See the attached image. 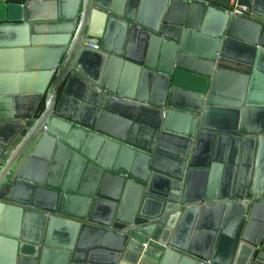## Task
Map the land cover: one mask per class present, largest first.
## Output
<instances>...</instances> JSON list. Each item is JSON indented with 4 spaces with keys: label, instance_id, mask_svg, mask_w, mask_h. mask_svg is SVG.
I'll return each mask as SVG.
<instances>
[{
    "label": "water",
    "instance_id": "water-1",
    "mask_svg": "<svg viewBox=\"0 0 264 264\" xmlns=\"http://www.w3.org/2000/svg\"><path fill=\"white\" fill-rule=\"evenodd\" d=\"M129 1L0 2V264H264V0ZM176 2L217 20L205 50Z\"/></svg>",
    "mask_w": 264,
    "mask_h": 264
},
{
    "label": "crops",
    "instance_id": "crops-1",
    "mask_svg": "<svg viewBox=\"0 0 264 264\" xmlns=\"http://www.w3.org/2000/svg\"><path fill=\"white\" fill-rule=\"evenodd\" d=\"M7 1H11V0H0V2H7ZM126 1L128 0H122L123 6L126 5ZM131 1L138 9L141 7V5H144L145 16L150 20L154 19L156 15V11L158 10V5H159L158 0H136V2L135 0H130L129 2L132 3ZM233 2L234 0H231V4H233ZM182 5L183 4L180 2H176L175 8L168 16L170 19V23L172 24V26L177 28L180 27L183 28L184 30L186 29L185 25L189 24L190 29L188 30L190 31V34L187 35L185 41V44L187 46L186 48L190 51L201 52L205 50L207 47L208 41L206 38L214 36L213 33L216 30V26L218 22L214 17L205 19V16L202 15L199 16V14L190 15L189 12L187 11L188 8L186 9V5L184 7ZM203 28L206 29L207 32L200 31L199 33H203L204 35H202V37H198L196 32L194 33V31H198ZM21 33L22 32H20V40L22 37ZM53 33H55V29L53 25H49V23H44L43 25L37 28L36 35H38V37H36L35 40L38 42L47 41L49 44L50 41L54 40ZM114 35H117V33H115ZM113 42H115L114 38H113ZM45 46L48 47L49 45L45 44ZM124 46L126 47V45ZM40 47H42V44L38 43V46L33 48H40ZM128 47L130 48L129 50L133 54L137 55V58H139V56L141 57L142 50L144 51L143 58L148 56L149 48L146 51V48L143 49V44L142 45L139 44L138 41L129 43ZM49 52L50 51L47 52V51H41L40 49L38 50L34 49L29 54H25L20 49V54L15 59L11 58V56L7 54L3 55L4 56L3 59L4 58L6 59L3 60L2 64L6 67H15L19 65L20 68L25 66L36 67L45 64L47 61H49L50 59ZM126 64L127 65L125 66V64L119 65L117 63L114 64V66H112L111 68H109L107 80L111 84L113 83L121 84V87H124L126 85L129 89L131 88L132 84L137 85L138 82L141 80V71L140 68L132 62H126ZM64 163H65V156L63 154L59 155L58 158H56L57 167H55V169L59 167H63Z\"/></svg>",
    "mask_w": 264,
    "mask_h": 264
},
{
    "label": "built area",
    "instance_id": "built-area-1",
    "mask_svg": "<svg viewBox=\"0 0 264 264\" xmlns=\"http://www.w3.org/2000/svg\"><path fill=\"white\" fill-rule=\"evenodd\" d=\"M234 2H235V0H234ZM234 11L238 15H245V14H247L248 8L246 6H237V7H235ZM89 46L92 47V45H89Z\"/></svg>",
    "mask_w": 264,
    "mask_h": 264
}]
</instances>
